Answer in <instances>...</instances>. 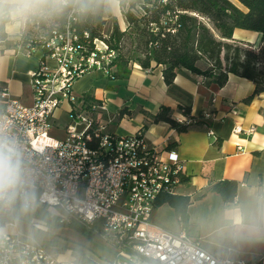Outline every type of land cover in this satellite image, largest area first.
I'll use <instances>...</instances> for the list:
<instances>
[{
  "label": "built area",
  "instance_id": "obj_1",
  "mask_svg": "<svg viewBox=\"0 0 264 264\" xmlns=\"http://www.w3.org/2000/svg\"><path fill=\"white\" fill-rule=\"evenodd\" d=\"M39 43L43 55L30 73L32 104L6 88L0 93V136L19 149L27 193L0 209V264H75L20 230L16 211L41 209L48 221L93 229L112 251L107 264H264V256H215L182 225L179 232L156 226L158 196L174 193L183 174L178 157L171 151L163 157L140 131H110L103 103L73 92L74 82L90 71L109 75L115 50L99 39L87 47L69 25Z\"/></svg>",
  "mask_w": 264,
  "mask_h": 264
},
{
  "label": "crops",
  "instance_id": "obj_2",
  "mask_svg": "<svg viewBox=\"0 0 264 264\" xmlns=\"http://www.w3.org/2000/svg\"><path fill=\"white\" fill-rule=\"evenodd\" d=\"M112 3L111 14L124 30L126 22L119 0H107L108 6ZM26 21L0 24L5 34L0 41V93L6 88L12 97L30 105V73L38 67L43 51L23 45ZM260 38L257 31L236 28L229 41L257 49ZM162 68L161 64L141 68L134 63L126 78L90 71L74 82L73 92L79 97L89 93L103 103L110 131L121 136L140 131L146 143L163 157L168 151L176 154L185 180L177 185L175 193L190 198L186 229L202 248L215 256L233 259L264 256V233L235 230L224 218L228 209L251 208L264 196V92L255 94L253 82L235 74H228L226 83L219 87L186 68L178 69L173 82L166 84ZM4 102L0 96V115ZM178 105L190 107L194 116L203 113L204 124L177 132L165 122L151 120L161 106L169 107L177 121L185 120ZM251 126L254 132L247 134ZM236 128L242 131L236 133ZM222 180L237 182L232 202L225 203L220 194L210 189ZM176 221L177 228L169 231H180L182 224L177 218Z\"/></svg>",
  "mask_w": 264,
  "mask_h": 264
},
{
  "label": "trees",
  "instance_id": "obj_3",
  "mask_svg": "<svg viewBox=\"0 0 264 264\" xmlns=\"http://www.w3.org/2000/svg\"><path fill=\"white\" fill-rule=\"evenodd\" d=\"M101 3L107 4V0H86L81 9L27 19L26 27L30 29L22 36L23 45L29 50L39 47L36 39L63 31L69 25L87 47L99 39L115 50L116 56L110 63V78H126L134 63L141 68L161 64L166 84L173 82L178 69L186 68L219 87L226 83L228 74H235L252 81L255 94L264 92V0H119L126 28L121 30L112 16L109 33L105 32V16L96 10ZM35 26L41 33L35 32ZM236 28L259 32L258 48L229 41ZM4 38L0 25V41ZM199 63L207 66L201 68ZM83 98L87 102L94 101L89 93L84 94ZM177 109L185 120L179 122L174 119L171 109L166 106H161L151 115V120L155 123L165 122L177 132L204 124L203 113L194 116L190 107L185 105H178ZM184 180L182 174L180 182ZM210 189L220 194L225 203L232 202L237 182L218 181ZM164 203L173 209L178 222L187 228L189 196L175 192L162 193L155 207ZM48 223L71 225L89 239L93 236L84 226L51 220ZM77 261L80 264H98L81 249ZM111 261L109 259L106 263Z\"/></svg>",
  "mask_w": 264,
  "mask_h": 264
},
{
  "label": "clouds",
  "instance_id": "obj_4",
  "mask_svg": "<svg viewBox=\"0 0 264 264\" xmlns=\"http://www.w3.org/2000/svg\"><path fill=\"white\" fill-rule=\"evenodd\" d=\"M86 0H0V24H15L31 17L81 9ZM25 177L20 152L15 143L0 136V209L11 207L26 196ZM235 230L264 233V196L251 208L232 207L224 213Z\"/></svg>",
  "mask_w": 264,
  "mask_h": 264
},
{
  "label": "rangeland",
  "instance_id": "obj_5",
  "mask_svg": "<svg viewBox=\"0 0 264 264\" xmlns=\"http://www.w3.org/2000/svg\"><path fill=\"white\" fill-rule=\"evenodd\" d=\"M140 2L141 0H136ZM96 10L102 11L106 18L105 32L109 33L111 28L110 18L113 16L111 14L114 10V4L110 6L107 4H98ZM108 10V12H107ZM109 13L110 16L107 14ZM30 27L25 28V33H28ZM37 34L41 33L40 29L35 26L34 28ZM36 36L34 37V39ZM40 37L36 39L39 42ZM16 216L19 222L20 230L32 237L34 240L45 243L52 248H54L59 256V259H69L74 257L73 260L75 264H80L78 260V254L80 249L84 251V254L91 258L98 264H107L109 259H112L109 247L104 244L99 235L94 232L93 229L87 227L86 225L78 222H73L72 224L84 226L87 230L91 231L93 236L89 239L80 230L71 225L56 226L54 223H48V213L45 210L38 211H22L17 210ZM153 223L164 229L173 230L172 228H177V221L172 212V209L168 204H164L157 207L152 216Z\"/></svg>",
  "mask_w": 264,
  "mask_h": 264
}]
</instances>
